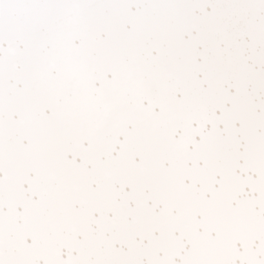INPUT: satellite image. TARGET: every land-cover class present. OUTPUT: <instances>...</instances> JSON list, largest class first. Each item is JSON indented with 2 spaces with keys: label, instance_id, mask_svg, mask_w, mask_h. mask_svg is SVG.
<instances>
[{
  "label": "snow or ice",
  "instance_id": "1",
  "mask_svg": "<svg viewBox=\"0 0 264 264\" xmlns=\"http://www.w3.org/2000/svg\"><path fill=\"white\" fill-rule=\"evenodd\" d=\"M0 264H264V0H0Z\"/></svg>",
  "mask_w": 264,
  "mask_h": 264
}]
</instances>
